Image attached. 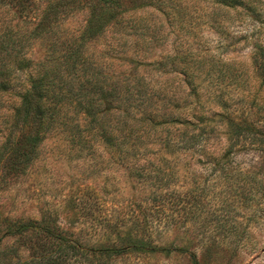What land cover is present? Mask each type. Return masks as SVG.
<instances>
[{
  "label": "rangeland",
  "instance_id": "374dc122",
  "mask_svg": "<svg viewBox=\"0 0 264 264\" xmlns=\"http://www.w3.org/2000/svg\"><path fill=\"white\" fill-rule=\"evenodd\" d=\"M115 1L128 10L125 17L86 47L95 73L110 86H138L142 104L193 124L159 128L151 146L133 148L140 153L132 158L123 154L126 145L100 144L102 130L84 133L90 135L88 145L71 142L70 128L84 126V116L63 107L60 125L42 136L26 174L5 183L9 178L0 173V239L8 223L40 222L50 214L46 217L71 240L107 244L108 235L101 233L106 218L114 226L125 217L137 238L132 221L146 217L157 222L150 232L158 247L187 249L198 259L204 247L226 250L223 264H264V80L257 67L264 48V0ZM78 2L30 0L25 8L0 0V38L10 27L19 32L14 48L0 51L12 84L0 94V150L29 80L41 75L44 63L51 73L56 68L48 58L52 43L60 50L66 43L68 53L79 41L89 14L74 9ZM141 3L145 9L131 11ZM59 12L55 35L31 38L39 19ZM22 60L27 64L19 69ZM122 116L121 110L111 121ZM201 116L207 117L206 143L188 151L167 148L174 135L184 142L198 135ZM230 119L248 125L255 139L229 141ZM13 246L6 239L1 250ZM127 263L191 264V259L172 253Z\"/></svg>",
  "mask_w": 264,
  "mask_h": 264
},
{
  "label": "trees",
  "instance_id": "16d2710c",
  "mask_svg": "<svg viewBox=\"0 0 264 264\" xmlns=\"http://www.w3.org/2000/svg\"><path fill=\"white\" fill-rule=\"evenodd\" d=\"M84 1H88L87 4L83 5ZM84 1L79 0L74 8L87 9L89 14L79 41L69 45L71 49L68 53H66L68 47L66 43H63L64 48L62 47L61 50L56 43L50 46L53 53L48 58L52 65H56L52 73L58 74V77H53L51 70H48L44 63L43 67L41 66L43 68L41 75L29 80V88L20 94V106L13 115L9 136L0 150V173L9 178L5 183L22 178L28 168L34 165L42 136L60 125L57 118L65 106L74 108L76 114L83 113L85 121L84 126L78 124L73 129L70 128L71 133L74 134L71 142L88 145L90 135L83 136L84 133L102 130L99 136L100 144L111 148L118 147V149L126 145L129 150L123 154L132 158L140 153V150L136 151L133 148L151 146L159 128L169 127L170 131L171 127L182 128V126L193 124L182 122L178 117L173 120V113L161 111L155 104L149 106L142 104L143 92L138 86H122L123 84L110 86L106 82H101L99 75L95 73L93 63L85 56L86 47L91 41L101 36L109 26L117 24L125 17L124 11L128 10L122 11L115 0ZM13 2L26 8L30 0H13ZM145 8L146 5L141 3L131 11ZM61 14L62 12L52 14L53 18L49 13L45 14L32 29L31 38L38 39L47 35L51 38L55 35L53 25L57 23L58 16ZM18 35L17 26L10 27L7 36L3 35L4 38H0V51L2 52V48H14L18 44L16 42ZM57 53H59L58 57H56ZM17 64L19 69H23L27 63L22 60ZM257 67L264 80V48L261 50ZM10 81L9 65L2 62L0 64V94L10 91L12 86ZM108 106L109 108L106 109ZM121 110L123 120L112 122V116ZM197 119L198 129H201L198 135H194L186 142H184L185 139L179 140L178 135H174L173 138H168L167 148L173 149V152L188 151L206 143L203 135L207 127V117L201 116ZM226 127L229 141L240 137H246L247 140L252 135L248 125L243 126L232 119L226 123ZM97 132L95 136H92L93 139L97 136ZM252 138L255 139L253 135ZM182 143L185 146H181ZM46 215L40 222L27 223L20 220L5 226L3 241L14 240L17 248L13 246L8 251L1 250L3 241L0 239V264H128L127 261L132 257L141 258L156 254L168 257L172 253L189 255L191 264H223L227 257L223 255L226 250L221 251L218 247L215 248L222 254L213 253L211 248L204 247L202 259H198L194 252H189L187 249L158 247L153 243L152 232H150L153 231L152 224L157 222L154 218L146 217L134 218L132 221L137 238L133 236V231L129 227V222L125 221V217L122 218V222L115 223L114 226H111L112 221L106 218V225L101 227L103 229L101 233L103 236L108 235L107 244L84 246L82 243L71 240L69 235L55 227L56 222H52L51 217L47 218ZM21 252H24L23 255L20 254ZM235 252L236 250H232L233 255ZM2 254H4L3 259ZM231 257L228 260H231Z\"/></svg>",
  "mask_w": 264,
  "mask_h": 264
}]
</instances>
